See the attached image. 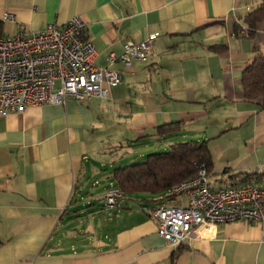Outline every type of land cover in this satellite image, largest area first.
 I'll return each instance as SVG.
<instances>
[{"label": "crops", "instance_id": "obj_1", "mask_svg": "<svg viewBox=\"0 0 264 264\" xmlns=\"http://www.w3.org/2000/svg\"><path fill=\"white\" fill-rule=\"evenodd\" d=\"M262 1L0 0L2 36L78 17L101 68L125 43L156 36L147 61L110 66L121 79L107 99L0 115V264H264L257 223L208 226L174 247L151 211L182 197L124 195L116 211L102 202L113 170L191 141L207 142L213 188L257 184L264 106L245 97L241 76L264 55V32L241 29ZM171 124L175 132L157 133Z\"/></svg>", "mask_w": 264, "mask_h": 264}, {"label": "built area", "instance_id": "obj_2", "mask_svg": "<svg viewBox=\"0 0 264 264\" xmlns=\"http://www.w3.org/2000/svg\"><path fill=\"white\" fill-rule=\"evenodd\" d=\"M5 14L2 21H12ZM85 24L74 17L59 27L48 24L36 32L22 28L11 36H0V115L16 114L30 107L64 104L72 99L88 102L105 100L120 84L119 72L110 66L119 61L124 67L145 62L152 52L156 36L141 42L129 41L123 53H110L108 67L93 63L95 48L83 39ZM247 27L241 35L248 37ZM195 174L172 187L169 197H183L182 206H163L151 211L157 234L174 247L199 238L208 226L233 222L257 223L264 227V173L257 184L213 188L205 164L195 166ZM123 192L111 185L102 202L110 211L121 208Z\"/></svg>", "mask_w": 264, "mask_h": 264}, {"label": "trees", "instance_id": "obj_3", "mask_svg": "<svg viewBox=\"0 0 264 264\" xmlns=\"http://www.w3.org/2000/svg\"><path fill=\"white\" fill-rule=\"evenodd\" d=\"M245 24L248 35L257 24H262L264 32V0L245 17ZM241 81L245 97L261 99L264 106V55H256L246 65ZM177 129L176 124L165 125L159 127L157 133L165 135ZM197 164H205L209 171L212 167L206 141L173 144L167 151L147 155L143 162L113 170L111 179L127 199L135 194H164L191 178Z\"/></svg>", "mask_w": 264, "mask_h": 264}, {"label": "rangeland", "instance_id": "obj_4", "mask_svg": "<svg viewBox=\"0 0 264 264\" xmlns=\"http://www.w3.org/2000/svg\"><path fill=\"white\" fill-rule=\"evenodd\" d=\"M121 155H124V153H121ZM127 157L128 156H125V158L124 157L123 158L126 159ZM155 196L160 197V194L155 195ZM139 197H144V196H139ZM175 198L178 199V197H175ZM168 199H169L168 197L167 198H164V199L158 201L156 204L157 205H164V204H166L167 206H175L173 204H168ZM141 205H142L141 201H138L137 204H136V206H138V207H140ZM127 207H130V206L128 205Z\"/></svg>", "mask_w": 264, "mask_h": 264}, {"label": "water", "instance_id": "obj_5", "mask_svg": "<svg viewBox=\"0 0 264 264\" xmlns=\"http://www.w3.org/2000/svg\"><path fill=\"white\" fill-rule=\"evenodd\" d=\"M129 205H131V206H135V204H134V203H130Z\"/></svg>", "mask_w": 264, "mask_h": 264}]
</instances>
